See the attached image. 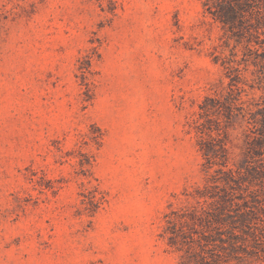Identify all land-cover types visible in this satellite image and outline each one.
Listing matches in <instances>:
<instances>
[{
    "label": "rangeland",
    "instance_id": "rangeland-1",
    "mask_svg": "<svg viewBox=\"0 0 264 264\" xmlns=\"http://www.w3.org/2000/svg\"><path fill=\"white\" fill-rule=\"evenodd\" d=\"M0 264H264V0H0Z\"/></svg>",
    "mask_w": 264,
    "mask_h": 264
},
{
    "label": "trees",
    "instance_id": "trees-1",
    "mask_svg": "<svg viewBox=\"0 0 264 264\" xmlns=\"http://www.w3.org/2000/svg\"><path fill=\"white\" fill-rule=\"evenodd\" d=\"M229 9L231 11V15L230 16H226L224 17L223 21L225 23H229V22H233V20L235 18L239 17V10H236L235 8H233L231 5L229 6Z\"/></svg>",
    "mask_w": 264,
    "mask_h": 264
}]
</instances>
